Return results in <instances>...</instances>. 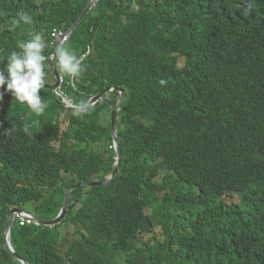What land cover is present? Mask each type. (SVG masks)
I'll use <instances>...</instances> for the list:
<instances>
[{
    "label": "trees",
    "instance_id": "trees-1",
    "mask_svg": "<svg viewBox=\"0 0 264 264\" xmlns=\"http://www.w3.org/2000/svg\"><path fill=\"white\" fill-rule=\"evenodd\" d=\"M88 1L0 0V61L42 33L48 102L37 116L7 91L0 101V264H22L4 242L12 210L55 219L67 190L114 170L109 106L67 112L63 130L49 67L54 31ZM21 9L33 24L12 28ZM63 46L88 54L72 84L60 72L76 106L124 90L122 164L108 185L76 188L60 224L15 219L16 254L27 264H264V0H98Z\"/></svg>",
    "mask_w": 264,
    "mask_h": 264
},
{
    "label": "clouds",
    "instance_id": "clouds-1",
    "mask_svg": "<svg viewBox=\"0 0 264 264\" xmlns=\"http://www.w3.org/2000/svg\"><path fill=\"white\" fill-rule=\"evenodd\" d=\"M97 2L98 0H95L94 7L96 6ZM2 14L3 13H0V15ZM20 21H22L24 24L32 25L33 14L27 10L21 9L17 13V18L13 20L11 27L12 28L18 27ZM72 33L73 32L68 33L67 31L63 32V31L55 30L53 35L55 36L56 42L60 35H64L60 45L61 47L56 49V58H57L56 68L58 66L59 70L58 69L57 70L59 72V79L61 84L62 82H64V80L61 81V77L63 79L61 73L65 74L69 78V84H72L77 78H80L86 70L83 66L82 60L77 56L75 51H73L68 46H63L69 40ZM45 47L46 45L43 40V34L40 32H35V33L30 32L29 39L22 40L19 42L18 48L20 49V51H12L10 55L6 57V60L0 61V65H2V67H0V101L3 100L4 91H7L20 104H27V106L37 116H40L45 112L46 108L48 107V102L44 100L40 94L41 89L44 87L46 83V76H47V73L45 71V61L47 57L43 54ZM164 83L166 82L162 80L161 84ZM59 87L60 86H58L56 89L55 92L56 94H58ZM58 96L61 97L59 94ZM119 98L120 97H117V99ZM61 99L64 104L65 103L64 99L62 97ZM70 103L75 105L71 98H70ZM88 103L89 102L87 100H81L79 103V108L86 109ZM65 109L66 112H70L67 110L66 107ZM121 110H122V105L120 111ZM75 114L81 115V112L78 111ZM117 122H118V118H117ZM11 130H5V134H7ZM24 131L27 133L28 128L25 127ZM113 149L116 150L114 141H113Z\"/></svg>",
    "mask_w": 264,
    "mask_h": 264
},
{
    "label": "water",
    "instance_id": "water-1",
    "mask_svg": "<svg viewBox=\"0 0 264 264\" xmlns=\"http://www.w3.org/2000/svg\"><path fill=\"white\" fill-rule=\"evenodd\" d=\"M94 2L95 0H89L87 5L85 6L84 10L82 11V13L77 17L75 24L67 31L69 32H73L74 29L77 27V25L79 24V22L81 21V19L88 13L89 10L94 8ZM64 35H60L59 38L57 39L56 42V46L53 48L52 54L50 56L49 59V65L52 69V73L55 77V80L58 82L56 84V86L54 87L53 91L56 92L57 87L59 86L60 83V79H59V72L56 68V49H58L61 45V42L63 40ZM91 51V49H90ZM88 55V54H86ZM86 55H83L80 59L83 60L85 58ZM109 94H113L114 96L120 97L119 99L116 100H112L110 101L108 98ZM58 95V94H57ZM125 99V92L124 90H118L116 88H110L107 89L105 92L99 93V94H94V96L89 100V103L86 107V109H80L79 106H75L70 102H66L65 101V107L67 108L68 111H84L87 110L90 107L95 106L98 103H108L110 104L111 110H112V119H111V126H112V138L114 141V145L116 147V157H115V166H114V170L112 172V175L102 181H97V182H93L94 184L90 183H84V184H80L77 186H74L72 188H70L69 190H67L66 192V196L64 198V202L62 205V209L61 212L59 213V215L52 220H42L39 217L35 216L34 214L33 217L34 219L39 222L40 224L44 225V226H49V227H54L57 224H60L61 221H63V219L66 217L67 213H68V206H69V200H70V196L72 194V192L76 189V188H81V187H92V186H106L109 183H111L115 177L117 176L118 172L120 171V167L122 164V159H123V154H122V150L119 144V134L116 132V124H117V118H118V114L121 108L122 103L124 102ZM125 109V105H123L122 110ZM25 212V210L22 209H14L10 212L8 219H7V224H6V230L4 233V242H5V246L7 247V249L9 250V252L12 254V256H14V258L16 260H18L19 262H21L22 264H27V262L25 261V259H23L21 256L17 255L13 245L11 243V230L13 228V223H14V216L16 213H22Z\"/></svg>",
    "mask_w": 264,
    "mask_h": 264
},
{
    "label": "rangeland",
    "instance_id": "rangeland-1",
    "mask_svg": "<svg viewBox=\"0 0 264 264\" xmlns=\"http://www.w3.org/2000/svg\"><path fill=\"white\" fill-rule=\"evenodd\" d=\"M50 83H53V80H52V78L51 77H49L48 76V79H47ZM110 95H112L113 97H116V96H114L113 94H109L108 95V98L110 97ZM61 98V97H60ZM116 99H117V97H116ZM115 100V99H114ZM112 101V100H111ZM105 104H107L109 107H110V104H108V103H105ZM64 114H62L61 115V121H62V129L63 130H65L66 128H67V126H68V124H69V118H68V115H67V112H63ZM110 114V116H101V118H102V122L104 123V124H106L107 123V121L110 119H112V110H111V113H109ZM119 117V116H118ZM118 124V123H117ZM117 124H116V132H118V130H119V128H118V126H117ZM111 130H112V126H111ZM59 146V144L58 143H56V147H58ZM115 156H116V153H115ZM96 177V176H95ZM84 184V183H83ZM87 184H90V182L89 183H87ZM77 186V185H76ZM64 202V201H63ZM26 208H28V207H26ZM28 210H29V208H28ZM148 212L150 213V210H148ZM39 226H44V225H42V224H40ZM39 226H35V227H39ZM72 231H73V228L72 227H69L68 228V230H67V233H66V237H67V239H70V240H72L73 239V237H72ZM64 247V246H63ZM63 247H62V251H67L66 249L64 250L63 249Z\"/></svg>",
    "mask_w": 264,
    "mask_h": 264
},
{
    "label": "built area",
    "instance_id": "built-area-1",
    "mask_svg": "<svg viewBox=\"0 0 264 264\" xmlns=\"http://www.w3.org/2000/svg\"><path fill=\"white\" fill-rule=\"evenodd\" d=\"M61 81H63L62 77H61ZM63 84V82H62ZM58 94L64 99V101L66 102H70V98H68L63 90L62 87L60 86L58 88ZM17 220V222L20 224V226H39L40 224L34 219V217L27 213V212H22V213H16L14 220Z\"/></svg>",
    "mask_w": 264,
    "mask_h": 264
},
{
    "label": "flooded vegetation",
    "instance_id": "flooded-vegetation-1",
    "mask_svg": "<svg viewBox=\"0 0 264 264\" xmlns=\"http://www.w3.org/2000/svg\"><path fill=\"white\" fill-rule=\"evenodd\" d=\"M114 99H116V97H113L112 95H110L109 100L111 101V100H114ZM109 109H110V113H111V108L109 107Z\"/></svg>",
    "mask_w": 264,
    "mask_h": 264
},
{
    "label": "bare ground",
    "instance_id": "bare-ground-1",
    "mask_svg": "<svg viewBox=\"0 0 264 264\" xmlns=\"http://www.w3.org/2000/svg\"><path fill=\"white\" fill-rule=\"evenodd\" d=\"M58 82L56 81L55 82V85L57 84ZM59 86H63V84H61V83H59ZM85 181V180H84ZM92 184H94V183H92Z\"/></svg>",
    "mask_w": 264,
    "mask_h": 264
}]
</instances>
